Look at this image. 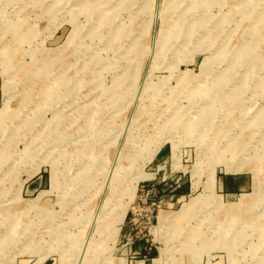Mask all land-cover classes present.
<instances>
[{"label": "rangeland", "instance_id": "374dc122", "mask_svg": "<svg viewBox=\"0 0 264 264\" xmlns=\"http://www.w3.org/2000/svg\"><path fill=\"white\" fill-rule=\"evenodd\" d=\"M0 264H264V0H0Z\"/></svg>", "mask_w": 264, "mask_h": 264}, {"label": "bare ground", "instance_id": "6f19581e", "mask_svg": "<svg viewBox=\"0 0 264 264\" xmlns=\"http://www.w3.org/2000/svg\"><path fill=\"white\" fill-rule=\"evenodd\" d=\"M232 50V49H231ZM246 63V62H245ZM71 79V78H70ZM222 85L220 84V85H217V87H221ZM234 95H233V93H230V95H229V97L230 98H228V100H227V102H230V101H232V99L233 98H235V97H233ZM228 110V109H227ZM214 114V113H213ZM226 114V113H225ZM207 119H208V117H207ZM243 119V118H242ZM238 121V120H237ZM243 124V123H242ZM88 130V129H87ZM232 147V146H231ZM243 150V149H242ZM229 162V161H228ZM210 180V179H209ZM240 204V203H239ZM244 205V204H243ZM237 206V205H236Z\"/></svg>", "mask_w": 264, "mask_h": 264}]
</instances>
